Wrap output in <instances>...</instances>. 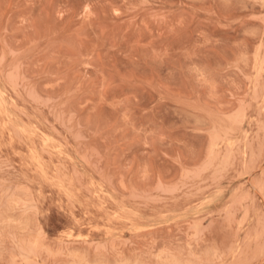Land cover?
<instances>
[{
	"label": "rangeland",
	"instance_id": "rangeland-1",
	"mask_svg": "<svg viewBox=\"0 0 264 264\" xmlns=\"http://www.w3.org/2000/svg\"><path fill=\"white\" fill-rule=\"evenodd\" d=\"M0 264H264V0H0Z\"/></svg>",
	"mask_w": 264,
	"mask_h": 264
},
{
	"label": "bare ground",
	"instance_id": "bare-ground-1",
	"mask_svg": "<svg viewBox=\"0 0 264 264\" xmlns=\"http://www.w3.org/2000/svg\"><path fill=\"white\" fill-rule=\"evenodd\" d=\"M15 133V132H14ZM14 135V134H13ZM15 136V135H14ZM17 138V137H16ZM68 200V199H67ZM70 202V201H69Z\"/></svg>",
	"mask_w": 264,
	"mask_h": 264
}]
</instances>
